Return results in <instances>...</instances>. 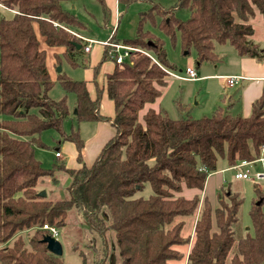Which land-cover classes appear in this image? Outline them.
Returning <instances> with one entry per match:
<instances>
[{"label":"trees","instance_id":"trees-1","mask_svg":"<svg viewBox=\"0 0 264 264\" xmlns=\"http://www.w3.org/2000/svg\"><path fill=\"white\" fill-rule=\"evenodd\" d=\"M69 1L0 0L13 11L9 16L0 11V115L7 116L0 119V264H65L61 256L47 250L42 238L52 235L42 225L65 226L71 210L82 214L93 236L113 231L110 245L117 250L120 264H170L180 258L175 246L190 242L189 264H224L234 243L232 225L241 198L228 193L213 206L204 197L195 219L200 194L187 198L180 193L184 187L201 192L207 175L216 170L218 157L231 167L264 154V91L246 117L225 114L218 107L199 118L172 119L161 109L148 108L139 120L138 112L161 95L159 87L165 85L167 76L140 55L130 63L115 64L105 77L104 88L115 108L111 123L116 133L92 164L68 168L60 161L44 168L34 154V146L43 145V130L51 128L72 142L79 159L83 141L78 127L65 133L63 120L70 114L78 122L103 118L101 89L96 87L92 98L85 80L58 72L64 94L58 99L49 94L53 80L34 25L47 46L62 47L67 60L76 64L83 43L70 31L81 29L82 24L63 8ZM99 2L106 10L104 0ZM157 7L154 4L141 13L135 35L125 43L149 50L171 67L163 40L142 30V20L151 18ZM174 8H186L188 16L179 19L173 8H161L158 12L165 17L157 27L172 39L177 32L182 50L186 53L193 47L197 63L213 61L215 43L225 41L239 55H264L249 38L253 32L250 18L256 11L264 18V0H175ZM106 50L102 60L109 58ZM68 93L74 94L75 112L69 111ZM59 171L69 177L67 196H39L44 189L40 183L57 184ZM145 183L152 194L135 197ZM255 188L258 200L249 211L253 234L238 238L230 264H264V214L260 210L264 190ZM185 218L193 220L192 239L190 233H183ZM94 248L100 260V246Z\"/></svg>","mask_w":264,"mask_h":264},{"label":"rangeland","instance_id":"rangeland-1","mask_svg":"<svg viewBox=\"0 0 264 264\" xmlns=\"http://www.w3.org/2000/svg\"><path fill=\"white\" fill-rule=\"evenodd\" d=\"M175 0H132L130 2L120 0V4L117 7V14L115 13V24L112 18L107 16L106 11L100 4L99 0H72L62 4L63 8L73 13L78 20L81 22L82 27L78 29L84 34L91 38L102 39L117 27L118 20L120 18V26L116 30V36L118 37H129L133 35L135 29L138 25L139 19L141 18V13L148 12V10L155 4L157 5L158 11L165 9L168 11L172 9ZM105 6L106 3H104ZM170 6V7H169ZM108 7V6H107ZM161 7V8H160ZM109 9V8H108ZM186 10L184 8H178L175 12V16L179 19L186 18ZM0 11H9L0 4ZM157 10L152 11L153 16L150 18L145 16L142 20V30L150 31L156 36L160 37L164 42V48L166 51V56L171 67L163 65L167 69L173 71H178L182 73L186 65L196 66L197 61L195 57V51L193 47H190L188 53H184L180 46L179 34L176 32L174 38H170L164 32L158 29L157 25L160 21L164 19ZM174 11V10H173ZM256 13H258L256 11ZM9 16V13H5ZM110 17V19H109ZM252 25V24H251ZM255 27V25H254ZM36 35L40 46L45 49L46 52V67L53 80V85L50 89V97L54 99L60 98L64 92L61 89L57 81V67L60 68L61 73H64L73 80L85 79L86 77H100V60L99 57L96 63H90L89 56L87 53L79 52L75 57V63L71 64L67 58L64 56V49L62 47H50L47 46L43 40V37L39 34L36 24L34 25ZM258 28V27H257ZM256 28V29H257ZM251 38V36L249 37ZM216 52L223 53L228 51L230 45L228 41L224 43H215ZM94 48H96L94 46ZM145 49V48H144ZM149 52V50L145 49ZM221 51V52H220ZM151 53V52H149ZM224 58L227 57V52L223 53ZM141 54L135 52L131 61L139 57ZM151 55L157 60L153 53ZM147 56V55H145ZM216 55H214L215 57ZM153 63H157L147 56ZM127 61V60H125ZM175 65V66H174ZM159 66V65H157ZM193 66V67H194ZM160 67V66H159ZM220 67H224L223 64ZM173 68V69H172ZM195 68V67H194ZM160 69H162L160 67ZM163 70V69H162ZM197 73L201 74L202 70L197 68ZM166 77L170 78V75L166 73ZM196 79V78H195ZM190 78H170L168 84L165 87H159L161 89V95L152 103H146L144 107L138 112L139 120L142 119V115L148 107L165 112L168 117L172 119H177L184 117L185 115H190L193 118H199L203 115H207L212 111L214 95L217 93V89L213 84V80L209 79L206 82L202 80H195ZM67 105L70 112H74L75 97L74 94L68 93L66 95ZM212 105L209 110L208 107ZM158 109V110H159ZM7 116L0 115L1 118H6ZM83 122V121H81ZM80 122V123H81ZM78 121L73 114L68 115L62 123V129L65 133H69L72 129H77ZM82 124V123H81ZM91 125V124H86ZM85 126V125H84ZM40 141L43 145L34 146L35 157L40 161L42 167L50 168L53 163L64 162L68 160L69 155L65 152V145H70L67 140H63L60 135L53 129H45L40 134ZM64 146V147H63ZM75 146V145H74ZM74 148V147H73ZM76 148V147H75ZM55 151H61V158L57 159L54 156ZM261 156V155H260ZM216 166L221 168L223 166H228L225 158L218 157L216 161ZM250 176L246 179H236L234 177L235 169L227 167L221 173L224 179L223 188L219 190V195L226 199L228 193H237L241 198V204L237 212V221L232 225L234 243L230 249V252L225 260L224 264H230V258L235 251L236 241L238 238L245 236V234H253L252 222L250 218V209L254 203L258 200L257 187L260 191L264 190V179H257L255 176L256 172L264 173V160L254 161L248 167ZM58 183L55 185L47 184L46 182L40 183V187H44L48 197L50 198H64L67 196L66 186L69 183V177L63 171L57 172L56 175ZM219 175H214L210 179L211 185L208 189H214V183H218ZM45 181V180H44ZM258 184V185H257ZM213 186V187H212ZM43 189V188H42ZM195 192L194 189L183 188L181 195L185 197H190ZM152 194L151 187L148 183H145L142 189H138L134 194L135 197H148ZM175 195H178L175 193ZM208 199L213 206L216 205V199L213 197V193H207ZM260 210L264 214V201L260 205ZM186 227L183 229L184 235H187L192 230V219L189 220L185 218ZM55 228V227H54ZM57 231L56 237L62 245V259L65 264H120V258L118 257L117 250L111 247L110 244L113 242V231L108 230L104 236H93V232H89L88 226H86L82 214L77 213L74 210L69 211L67 217V224L60 228H55ZM104 240V245L103 244ZM114 244V243H113ZM95 246H100V260H97V253L95 251ZM179 251L180 258L171 260L170 264H184L186 259V246L180 245L175 246ZM105 248V249H104ZM97 250V249H96ZM102 251V252H101ZM82 254V257L80 256ZM104 258L102 259L101 257ZM98 256V257H99Z\"/></svg>","mask_w":264,"mask_h":264},{"label":"crops","instance_id":"crops-1","mask_svg":"<svg viewBox=\"0 0 264 264\" xmlns=\"http://www.w3.org/2000/svg\"><path fill=\"white\" fill-rule=\"evenodd\" d=\"M124 1V0H122ZM104 3H106V14L107 16H110L112 18L111 21L113 23L115 22V13L117 14V7L120 4V0H104ZM127 4V1H126ZM170 7V6H169ZM109 8V9H108ZM173 12H175L178 8H174V5H172ZM186 9V8H184ZM186 17L188 16V11L186 10ZM3 14L9 13L10 15L13 13V11H2ZM175 15V14H174ZM109 17V19H110ZM250 23L252 24L253 32L251 34L250 40L259 47V49L264 51V18L262 15L258 12L250 18ZM115 24V23H114ZM255 25V27H254ZM120 26V18L118 20L117 28ZM258 27V28H257ZM257 28V29H256ZM114 29L113 32H111V35L108 34L105 38L102 39H95L87 36L80 30H75L73 32L78 33L86 38L94 39L98 42L105 41L107 39H115V41L122 42L124 44L126 39H129L130 37H133L136 33V29L133 35H130L129 37H118L116 36V30ZM72 33V30H71ZM83 45L85 44L84 41H82ZM230 47L227 52V57L222 59L224 57L225 53H218L216 52V48L214 45V52H215V58L213 61H203L201 63H197L196 66L194 65H186V67H193L196 71V79L195 80H202L203 82H206V80H213V84L217 89V93L214 95L213 103L215 105L212 108V105L208 107L210 110L212 108V111L209 113L211 114L216 108H221L223 110V113L230 114V115H239V116H248L251 113L252 104L253 102L258 99L261 94L264 91V55L260 58L249 56V55H239L235 48L229 43ZM94 46L96 48H94ZM83 50V46H82ZM105 50L104 46L99 43H93L89 49V51H84V53H87L89 56L90 63H96L99 57L103 56V51ZM107 51V50H106ZM221 52V51H220ZM188 53V52H186ZM196 57V55H195ZM196 59V58H195ZM101 65L99 64L100 68V77H86V85L88 88V91L90 93V96L93 98L96 94V87L101 89L100 93V104H99V112L103 116L102 119L99 120H91V121H83L78 123V132L79 136L83 141V147L80 150L79 159L77 158L78 151L76 150L74 144L70 141V145H65V152L69 155L68 160L66 161V164L64 165L68 168H78L81 166V163L86 164L87 166L91 165L92 162L95 160V158L99 155L101 152L103 146L109 141L116 133L115 126L111 123V119L114 116L115 108L113 101L108 98L104 85H105V77L107 73H110L115 64L114 60L110 57L106 60H100ZM224 67H220L222 65ZM175 66V65H174ZM197 68L199 70H202L201 74L197 73ZM173 69V68H172ZM241 76V78H238L235 83L232 85H229L227 83V77L228 76ZM171 78V77H170ZM170 78H165V87L168 84V80ZM151 108V107H148ZM147 108V109H148ZM146 109V110H147ZM154 109V108H153ZM159 107L157 108V110ZM145 110V111H146ZM207 114V115H209ZM91 124V125H86ZM85 125V126H84ZM64 147V146H63ZM60 156L56 157L55 153L54 156L59 159L63 155L61 151ZM264 160V154L261 156ZM260 161V160H258ZM229 167L223 166L221 168L216 166V170L210 172L205 180L203 190L199 192L198 190L194 189L195 193L200 194V203L198 206V210L196 212L195 219L199 215L200 209L203 204V198L206 197L208 199L207 193H213V197L216 199L219 198V190L223 188V182L224 179L221 176V173L224 169ZM214 175H219L218 183H214V189L212 191L211 189H208V187L211 185L210 179ZM235 177V173H234ZM236 178V177H235ZM238 179V178H236ZM258 185V184H257ZM212 186V187H213ZM185 188V187H184ZM191 189V188H188ZM191 197V196H190ZM188 198V197H187ZM193 223V222H192ZM190 236L192 239L193 236V229L190 231ZM190 239V241H191ZM191 242L186 246V251L188 254L189 248H190ZM187 254L184 264H189L187 261Z\"/></svg>","mask_w":264,"mask_h":264},{"label":"built area","instance_id":"built-area-1","mask_svg":"<svg viewBox=\"0 0 264 264\" xmlns=\"http://www.w3.org/2000/svg\"><path fill=\"white\" fill-rule=\"evenodd\" d=\"M55 24L57 25V23H55ZM72 34H74L76 37H78L79 39H81L82 41L85 42V44L83 45L84 51H89V49L93 43H99V44L103 45L104 48L107 47L108 57L113 59L114 63H116V64L121 65L125 62L130 63L131 57L135 52L145 54L157 63V60L151 55V53H149L150 51L148 52L142 47L132 46L129 44H124L122 42H118V41H112L111 39H107L105 41L98 42L94 39L86 38V37H84L78 33L73 32V31H72ZM125 60H127V61H125ZM157 65H159L165 71V73L170 75V77H172V78H183V77L190 78V79L196 78V71L193 67H190V66L185 67L183 72L179 73L178 71H173L171 69H167V68L163 67V65H161L159 63V61H158ZM238 78H241V76H236V75L228 76L227 77V83L229 85H232L233 83H235V81ZM55 155L57 157L60 156V152L55 151ZM261 156H263V151L261 152ZM261 156L255 160H240L238 163L231 166L232 169L236 170L235 177L238 179L248 178L250 176V174H249L250 172H249L248 167L254 161L262 160L263 158ZM255 176L257 179H264V173H262V172H256ZM42 228L48 229L51 232V235L53 237H56L57 231L55 230V228L53 226H48L47 224H43Z\"/></svg>","mask_w":264,"mask_h":264},{"label":"water","instance_id":"water-1","mask_svg":"<svg viewBox=\"0 0 264 264\" xmlns=\"http://www.w3.org/2000/svg\"><path fill=\"white\" fill-rule=\"evenodd\" d=\"M77 48H79V45L77 46ZM57 71L59 72L60 71V68L57 67ZM76 110H74L75 112ZM38 195L39 196H46V192L44 189L40 190L38 192ZM43 242L46 243V248L49 252H51L52 254L56 255V256H61L62 255V245L60 243V241L53 237V236H50V235H46L42 238Z\"/></svg>","mask_w":264,"mask_h":264}]
</instances>
